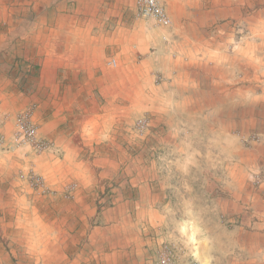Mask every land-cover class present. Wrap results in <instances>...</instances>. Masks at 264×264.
Here are the masks:
<instances>
[{"label":"crops","instance_id":"1","mask_svg":"<svg viewBox=\"0 0 264 264\" xmlns=\"http://www.w3.org/2000/svg\"><path fill=\"white\" fill-rule=\"evenodd\" d=\"M164 5L171 28L150 19L133 25L125 0H29L16 7L14 44L53 47L39 62L47 79L44 100L31 92L24 98L0 79V122L14 126L19 111L35 105L39 134L56 149L37 154L24 146L13 156L20 163L15 170L0 165V264H154L171 219L157 207L169 203L156 193L159 184L149 180L146 164H133L130 155L105 143L111 129L101 114L126 109L116 103L129 94L133 77L141 83V110L161 129L156 135L213 136L231 161L234 192L223 203L228 221L207 218V264H264V184L252 182L264 165V0ZM19 59L34 68L32 54ZM111 59L120 69L105 67ZM73 60L77 65L68 67ZM152 73L165 82L154 84ZM71 75L74 88L65 84ZM83 75L96 78L98 86L79 85ZM85 87L92 95L87 104ZM8 112L14 120L1 119ZM247 137L260 143L246 149ZM31 168L56 195L38 196L30 188Z\"/></svg>","mask_w":264,"mask_h":264},{"label":"rangeland","instance_id":"2","mask_svg":"<svg viewBox=\"0 0 264 264\" xmlns=\"http://www.w3.org/2000/svg\"><path fill=\"white\" fill-rule=\"evenodd\" d=\"M28 1L29 0H0V60H3V63L0 61V64L3 65V69L0 72V79L2 83H4V87L10 86L21 94L23 93L24 98L28 97L29 92H31L29 94L30 96H35L42 101L44 100L42 92L44 89L43 86L47 79L41 76L39 62L41 63V61L48 56L53 46L41 44L33 46L17 45L14 44L13 41V38H15V34L12 31V26L15 24L13 18L18 15V13H14V11L19 5H27ZM125 1H128L129 21H131L133 25L137 23L141 24V21L149 23V20L137 17L135 0ZM20 15L23 14L20 13ZM72 15L74 16V14ZM85 17H89L90 19L91 15L85 14ZM117 21H119V18ZM146 25L150 26L149 24ZM90 34V31L85 33V35ZM56 47L61 48V52H65L67 48V46ZM68 49L75 50V47L68 46ZM31 54L32 57L36 58L34 68L28 67L29 63L27 61L19 59L22 55L30 56ZM87 56L86 54V57ZM89 57H94V54L89 55ZM108 62L109 61L105 60L104 64L110 72H114L122 66V64L118 62V67L112 68L109 67ZM135 63L137 66L139 65V58ZM16 64H18L19 69ZM68 65V67L74 68L77 62L73 60ZM28 68H30V71H28ZM116 74H118L117 78L123 79V75L119 73ZM153 74L155 73H152L154 84H162L165 82L163 75L157 73L155 75ZM159 75L163 76V82L161 83L156 82V78ZM56 80L58 81L59 78H56ZM75 80V75H71L66 79L65 84H71L74 88ZM132 80L131 89H126V92H129V94L126 95L127 97L124 98V95L120 96L121 102L119 101L116 103L119 106H126V109H101V114H105V119H107L106 126L111 129L107 133L109 140L105 141V143H109L110 146L115 145L116 154L119 153L122 155L123 152H125L127 153V158L130 155L133 164H146L148 166L149 180L151 182L153 181L155 185L156 183L159 184V190L156 193L161 198H166V201L169 203L164 205L159 204L157 207V209H165V213L170 216L171 219L166 221V229H164L160 235L164 237L162 243L158 244L155 248L154 264L157 263L160 249L165 244H172L177 248L179 254L178 264H207V218L211 216L216 217L223 224L228 221L226 217L228 212H224L227 207L226 205L223 206V203L227 201L229 203L234 192L230 187V176L227 172V166L231 161H227L226 158L220 154V149L213 143V136H167L166 132H164L162 136L156 135L155 132L159 130V128H156L153 116L150 114L147 115L145 111L143 112V110H141V108H143L140 99L141 83L135 81L134 77ZM78 81L79 85H87L89 89L92 86V82L98 86L96 78H92L91 76H79ZM47 83L49 84V82ZM120 85L122 86V92L124 87L123 84ZM86 90L85 87V92L83 94L84 99L79 98V101L83 99V104L92 101L91 98L87 99V96L92 95H88ZM7 94L9 95L8 97H10L9 91H7ZM122 94H124V92H122ZM69 97H71L70 99H75L74 94ZM5 98L6 96L4 95V99ZM95 99L96 101L98 100L97 97H95ZM22 101L21 99L19 102L20 105ZM100 102L103 104L105 100L100 98ZM127 105H131L132 107ZM33 106L36 107L35 105H30L29 107ZM27 108L28 107L21 111ZM8 114L9 112L4 113L1 119L5 121L14 120V114L12 112L9 116ZM35 122L39 127L36 118ZM8 126L6 127L4 121L3 123L0 122V165L4 167L9 166L12 170H15L16 168L14 167L17 165L19 166L20 163L16 158H13V156L21 147L15 148L12 145L15 123L14 126L9 128ZM142 128H144V130L141 132L140 130ZM159 131H161V129ZM173 137L177 139L175 140ZM251 138L253 137H247L244 140ZM244 140L242 144L246 149L253 148L260 143L259 139V142L246 145ZM101 145L94 143V147H100ZM105 147H107L106 144ZM55 149L53 145L51 151L48 152H54ZM100 153H103V151H100ZM255 174L256 173L252 174V182L255 187H259L262 184H255ZM161 182H163V185ZM29 186L38 196H51L40 195L31 187L30 182Z\"/></svg>","mask_w":264,"mask_h":264},{"label":"built area","instance_id":"3","mask_svg":"<svg viewBox=\"0 0 264 264\" xmlns=\"http://www.w3.org/2000/svg\"><path fill=\"white\" fill-rule=\"evenodd\" d=\"M165 0H135L136 15L138 18L150 19L157 27L171 28L173 20L171 19L164 5ZM109 67L116 68L118 63L115 59L108 62ZM157 83L163 82L162 76H157ZM36 108L28 107L16 116L15 131L12 137L13 147L29 146L37 153L51 151L53 145L40 137L39 127L35 122ZM144 127V126H143ZM144 128L140 131L142 132ZM246 145L259 142V138L253 137L244 140ZM27 178L31 187L40 195H55L56 192L50 191L46 186L42 175L38 174L33 168L28 171ZM255 184L264 183V166L255 174ZM69 193L63 196H68ZM178 250L175 245L165 244L159 252L156 264H178Z\"/></svg>","mask_w":264,"mask_h":264}]
</instances>
